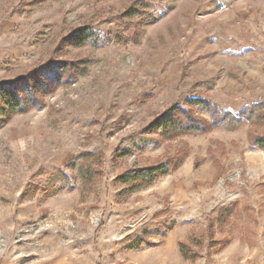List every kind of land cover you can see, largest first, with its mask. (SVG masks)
Listing matches in <instances>:
<instances>
[{
  "label": "rangeland",
  "instance_id": "rangeland-1",
  "mask_svg": "<svg viewBox=\"0 0 264 264\" xmlns=\"http://www.w3.org/2000/svg\"><path fill=\"white\" fill-rule=\"evenodd\" d=\"M135 1L0 0V81L45 63L72 28L131 35L120 16ZM145 2L155 19L138 42L65 48L58 58L93 60L85 75L0 128V264H264V150L249 146L248 126L171 141L142 133L188 98L233 112L264 102V0ZM181 150L183 163L150 185L130 191L116 180ZM84 151L100 155L92 180L67 165ZM232 204L213 229L229 242L215 247L207 220ZM145 231L155 245L129 249ZM182 239L195 260L181 257Z\"/></svg>",
  "mask_w": 264,
  "mask_h": 264
},
{
  "label": "trees",
  "instance_id": "trees-1",
  "mask_svg": "<svg viewBox=\"0 0 264 264\" xmlns=\"http://www.w3.org/2000/svg\"><path fill=\"white\" fill-rule=\"evenodd\" d=\"M150 5L145 0H137L127 6L121 14L120 18L123 20L124 28L127 30L133 28L131 35H126L123 33L124 31H121L114 38L108 35L100 36L89 24L72 28L68 33L61 36L50 58L45 63L28 70L14 80L0 81V128L6 125L14 115L42 106L48 95L62 86L72 84L79 77L85 75L93 60L87 57L58 58V55L65 48H76L85 45L100 47L113 41L126 42L132 40L138 42L140 36L144 33V27L155 19L151 13L146 12ZM135 18L137 20H134ZM135 23L136 25H134ZM263 123L264 102L261 100L233 112L217 107L209 99L196 96L188 98L182 105H171L155 115L142 129V133L155 136L161 141H171L181 136L204 135L218 129L233 131L247 125L249 146L264 150V133H260L255 127V125ZM115 154L118 158H121L130 155L131 151H116ZM185 155L186 152L181 150L179 154L170 156L163 162L127 169L118 174L116 180L127 185L130 191L139 189L152 184L158 178L178 168L183 163ZM77 160H80V162L77 163ZM99 162V154L84 151L69 161L67 165L71 169L76 168L79 177L83 180H92L98 174V170L94 165ZM62 175V171L51 175L48 184L58 182ZM261 189H264V183H262ZM52 192V189L48 190V193ZM233 213L234 204L220 208L215 217L208 218L205 233L209 235L207 238L215 247L218 244L223 247L229 242V239H215L213 237L214 225L216 224L222 230ZM238 216H241V214L239 213ZM174 225L175 222L165 224L163 228L155 230L154 233L164 237ZM149 235V232H143L141 236L128 244V248L138 250L144 246L151 247L155 245L154 242L148 240ZM200 238H204L203 234ZM193 239L194 236L188 238V240H191V244ZM190 246L187 240L178 241L181 257L184 260L193 261L198 257L199 250H192ZM210 252L211 250L207 253Z\"/></svg>",
  "mask_w": 264,
  "mask_h": 264
}]
</instances>
